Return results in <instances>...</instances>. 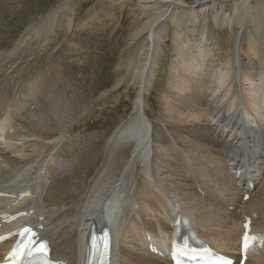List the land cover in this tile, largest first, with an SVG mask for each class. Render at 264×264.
<instances>
[{"label":"bare ground","instance_id":"obj_1","mask_svg":"<svg viewBox=\"0 0 264 264\" xmlns=\"http://www.w3.org/2000/svg\"><path fill=\"white\" fill-rule=\"evenodd\" d=\"M77 1L54 7L10 50L0 49V237L26 226L37 238L50 243L54 260L83 264L88 231L94 224L97 233L102 227L110 230L112 264H172L168 255L175 223L182 215L207 245L238 262L244 225L249 223L248 235L256 239L245 264H264V36H258L260 0H137L142 10L167 8L159 21L173 10H186L195 21L211 9L217 28H223L225 20L239 24L232 36V59H228L232 60L234 81L229 84L228 78L224 82L230 71L220 69L210 98H205V90L193 89L203 84H193L192 77L184 74L180 88L187 92L184 100L181 96L186 105L183 111L174 106L183 123L151 120L147 115L150 97H146L162 51L155 30L159 21L153 24L146 35L147 51L142 48L137 52L138 58L142 56L141 69H136L134 59L127 62L128 82L139 81L132 110L103 146L105 161L88 184L82 182L79 198L66 205L59 202L76 192L61 183L83 156L75 158L74 151L65 154L71 145L66 134L65 138H51L53 134L40 128L45 114L61 115L63 103L49 104L45 112L37 113L46 93L36 94L33 66H38L36 58L44 61L47 55L51 57L69 36ZM218 14L225 19H218ZM174 35L175 39L177 32ZM190 42L181 40L178 51L189 53L180 65L190 68L187 74L193 76L205 68L211 50L201 48L199 58ZM62 158L69 159L70 165ZM80 177L74 183H80ZM16 239L0 244V262ZM150 245L158 253L151 252Z\"/></svg>","mask_w":264,"mask_h":264},{"label":"rangeland","instance_id":"obj_2","mask_svg":"<svg viewBox=\"0 0 264 264\" xmlns=\"http://www.w3.org/2000/svg\"><path fill=\"white\" fill-rule=\"evenodd\" d=\"M65 1L68 0H0V17L2 18L0 19V49L10 50L16 41H19V38L37 24L47 12ZM260 2L258 21L262 24L260 23L258 26L259 38L264 36V0H260ZM143 10L137 0H78L74 8V26L69 36L54 52L52 51L51 57L49 54L47 55L49 58L44 61L39 60L40 56V58H36L37 61L35 60V63L38 64V66H33V69L35 68L33 75L37 85L36 94L46 93L40 100L37 113L45 112V109L50 105L63 103L59 112L61 115L45 114V124L40 128L53 134L49 136L51 138L66 134V139L71 145L70 150H66L65 154L74 151L76 152L75 158L79 154L83 156L80 165L61 183V185H68L69 188H75L76 194L74 192L68 194V199L59 203L68 205L72 200L79 198L78 193L82 190V182L88 184L94 171L105 161L102 153L110 134L132 110L139 89V81L128 82L125 77L127 62L134 59L136 69H141L138 68V64L142 56L138 58L137 52L142 48L147 51L146 35L150 27L162 19L168 11L167 8L161 10L143 8ZM204 14L202 16L199 14L197 19L192 21L186 10H173L172 13L168 12L166 18L159 21L155 27L157 35L160 37L158 44L162 51L157 56L158 64L154 69L155 75L153 76L151 91L146 97L147 100L150 97L147 115L154 122L175 125L183 123L180 121L179 110L176 108L183 111L184 105H186L183 100L187 92L181 89L182 81L186 76L188 79L192 77L194 81L191 82L193 84L204 85H198V88L193 89H196L197 92L205 90L207 92L205 98H210L209 94L213 92L212 86H214L221 71H230L231 76H227L224 82L230 80L228 82L230 84L234 81V75L231 72L232 60L228 61V59L233 54L231 53L233 52L231 50L233 37L238 32L240 25L234 21L229 24L225 20L224 27L217 28L216 23L211 19L214 11L208 9ZM182 15L185 16L182 17ZM223 17L218 14V19H225ZM247 27L252 32V24L248 23ZM176 32L179 37L177 38L176 35L177 40L175 41L174 33L176 34ZM31 38L33 35L30 36ZM181 40L192 41L190 45L199 58L202 57V55L200 57L201 48L206 47V49L211 50L208 58H206L208 63L205 62L206 69L204 68V71L197 70L195 75L190 76L187 74L190 72V68H184L180 65V60L189 57L188 52L180 53L178 51ZM32 44L34 43L30 41V45ZM201 76L203 82L200 80ZM135 79L138 80V78ZM165 100L170 102L166 103ZM173 108L174 110H172ZM171 120L175 121L172 123ZM60 132L63 133L59 134ZM62 159L70 165L69 159ZM204 159L202 157L203 162H206L207 159ZM80 174L82 181L78 184L74 183L73 180Z\"/></svg>","mask_w":264,"mask_h":264},{"label":"snow or ice","instance_id":"obj_3","mask_svg":"<svg viewBox=\"0 0 264 264\" xmlns=\"http://www.w3.org/2000/svg\"><path fill=\"white\" fill-rule=\"evenodd\" d=\"M247 227V226H246ZM21 237H25L26 239L19 241L16 245H14L13 249L11 250L10 256L8 258V264H21L24 256L27 254L29 256L34 255L35 253H39L41 255H46L48 248L47 242H42L39 244L38 247H35V242L33 237L35 233L32 232L31 229H24L19 233ZM4 239L0 237V240ZM255 239V237H251L248 234H245L243 237V246L245 251L250 246V240ZM107 251V246H106Z\"/></svg>","mask_w":264,"mask_h":264}]
</instances>
